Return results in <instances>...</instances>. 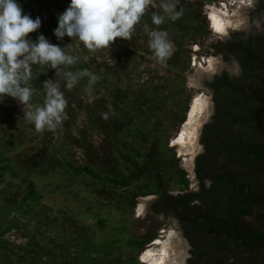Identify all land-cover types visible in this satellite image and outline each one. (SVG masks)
I'll list each match as a JSON object with an SVG mask.
<instances>
[{
    "label": "rangeland",
    "instance_id": "374dc122",
    "mask_svg": "<svg viewBox=\"0 0 264 264\" xmlns=\"http://www.w3.org/2000/svg\"><path fill=\"white\" fill-rule=\"evenodd\" d=\"M18 2L29 6L31 9L29 15L33 19L39 16L42 24L55 22L58 26V16L66 10L70 0H54L52 4L47 0H18ZM233 2L234 0H150L141 20L134 26L129 40L117 38L113 45L90 51L77 39L76 47L72 51L76 57L88 62L90 69L87 70L89 75L79 78L72 89L66 87L65 79L54 77V70H50V66H34L33 79L28 85L33 89V94L28 104L22 106L10 97H6L0 103L1 112L16 116V121L11 127L0 126V144L4 145L24 168L50 170L48 173L40 172L35 178L44 196L43 203L47 206L42 213L45 219L44 226H49L48 229L51 230L45 233V237H40L45 246L50 249L60 240L74 242V239H81L88 246L94 245L96 249L111 250L112 255L93 253L96 257V259L92 258L93 262L116 264L134 257H138L140 261L143 252L150 249L154 241L142 251L129 248L127 242L130 239L148 238L156 231L157 224H163L158 238L166 240L172 233L174 242L182 238L178 220L164 215L155 216L150 208H147L149 204L148 206L145 204V212L142 216L137 213L138 206L133 213L119 211L115 207L116 201L113 199L111 188L99 185V189H94L91 185L86 187L79 179L73 181L66 174L64 163L65 160H72L78 165L89 164L104 172L119 173L122 162L119 151L127 146L123 130L129 126V120L126 114L116 109L117 103L111 94L112 82L125 86L131 84L141 95L158 94L163 103L162 110L156 116L149 114L150 119L145 117L139 120L140 138L147 145L150 156L164 152V147L172 148L171 140L178 136L177 132L181 128L179 119L182 106L190 105L198 95L211 98L203 88H197L191 82L193 77L197 75L203 81L205 77L216 72L217 68L208 70V60L211 57L215 58L218 69L222 64L216 56L202 53L219 37L251 31L254 25L260 26L258 21L256 24H250L248 18L250 15L248 6H253L256 0H252L247 6L240 3L232 6ZM162 4L171 5L173 11L165 12L161 7ZM222 5L228 6L232 16L239 12L243 19L240 20L241 24L236 22L237 28L230 29L225 36L213 35L211 31L198 42L186 39L183 41L185 52L182 53L177 45V40H181L180 36L172 31L169 15L191 11L195 19L209 25L210 31V23L207 21L210 9L222 8ZM153 15L162 16L163 23L154 24ZM151 31L166 33V39L172 45L171 54L163 61L155 56L150 47L148 33ZM50 42L55 44L51 40ZM197 46L201 49L200 55L193 51L195 48L198 50ZM185 58L189 60L187 68L183 65ZM72 66H68L65 70L76 73ZM93 75L97 79L95 83H90ZM41 78L44 81L52 79L64 93L67 101L66 119L55 131L38 132L23 116V111H34L44 104L46 96L44 81L37 82ZM183 86L189 89L188 93H181ZM160 120L162 128H159L158 132L161 134L162 143L153 131L157 128L156 122ZM200 138L198 143L203 149ZM174 150L181 160L180 167L185 169L183 163L186 156L181 157L178 151ZM185 170L191 181L190 187L196 190L198 185L194 174ZM178 192V189L172 190V193ZM100 219L104 220L103 224L99 222ZM19 221L23 222L20 219ZM32 224L34 225L35 221H32ZM32 224H27L25 228L32 229ZM5 238L11 242L16 251H21L17 246L26 244L28 240L25 231H19L17 228L7 233ZM185 249L183 251L189 253L188 246ZM3 255L6 258L5 264H15L16 257L13 258L15 256L13 252L4 251Z\"/></svg>",
    "mask_w": 264,
    "mask_h": 264
},
{
    "label": "trees",
    "instance_id": "16d2710c",
    "mask_svg": "<svg viewBox=\"0 0 264 264\" xmlns=\"http://www.w3.org/2000/svg\"><path fill=\"white\" fill-rule=\"evenodd\" d=\"M47 1L52 4L54 0ZM20 5L26 14L30 13L28 5ZM171 15V28L180 36L177 45L182 53L185 52L184 40L195 42L209 34L208 26L195 19L191 11L179 14L176 20H172ZM56 27L55 22L42 24L37 33L29 35L35 39L44 34L76 58L72 66L76 72L89 70L90 64L72 51L77 39L65 37L64 41H57L53 35ZM261 40L259 42L264 46V36ZM240 45L245 47V41L242 40ZM246 49L251 51V46ZM256 51L258 49L253 52ZM233 53L238 52L233 50ZM241 56L250 57L245 51ZM188 62L185 58L184 67L189 66ZM243 64L247 76H252L253 80L245 79L243 93L236 103L225 111H217L214 121L205 126L201 137L205 150L195 162L197 190L190 187L188 173L180 167L181 160L173 148L164 147V152L150 156L147 145L140 138L139 120L150 119L149 114L156 116L162 110L163 103L158 94L141 95L131 84L125 86L115 82H112L111 94L117 103L116 109L129 120V126L123 130L127 146L119 151L122 161L119 173L65 160L66 174L73 181L79 179L86 187L91 185L99 189V185H104L111 188L115 207L122 212L133 213L139 197L157 196L151 210L156 215L178 220L180 230L191 246L187 264H264V135L258 130L255 119L256 112L264 104V75L255 72L254 68L250 70L246 62ZM223 79L229 80L226 76ZM43 81V78L37 80ZM213 86L217 90L227 88L219 83ZM188 91L186 86L181 89L182 94ZM189 109V105L182 106L180 125L186 122ZM15 121V115L0 111V126L11 127ZM261 122L264 126V114ZM156 123L157 128L153 131L162 143L158 132L162 122ZM45 169L24 168L0 144V264H5L4 251L14 253L15 264H96L93 253L112 255L111 250L96 249L81 239H74V242L60 240L50 249L42 243L40 237H45L51 230L44 226L42 213L47 206L35 178L42 171L50 172ZM173 189L179 192L172 193ZM32 221H35L34 225ZM99 222L103 224L104 220ZM27 224H32V229H26ZM162 227L163 224H157L156 231L146 239H130L128 247L142 251L159 237ZM15 228L25 231L28 238L26 244L17 246L21 251H16L5 238ZM116 264L145 263L134 257Z\"/></svg>",
    "mask_w": 264,
    "mask_h": 264
},
{
    "label": "clouds",
    "instance_id": "9594fccd",
    "mask_svg": "<svg viewBox=\"0 0 264 264\" xmlns=\"http://www.w3.org/2000/svg\"><path fill=\"white\" fill-rule=\"evenodd\" d=\"M150 0H70L66 10L58 16V26L53 30L57 41L65 37L78 39L90 51L108 47L121 38L129 40L134 26L141 20ZM165 12L171 13L169 4H162ZM179 13L170 16L176 20ZM164 18L153 15L152 22L163 23ZM42 27L39 16L26 14L18 0H0V103L6 97L26 106L32 98L33 89L28 85L33 79L34 66H50L54 77L66 80L72 89L79 78L88 76L87 70L76 73L65 69L76 63V58L65 53L60 44H53L44 35L32 39L29 34L37 33ZM150 47L160 60H165L172 50L166 33L151 31ZM96 77L91 76L90 83ZM46 91L44 104L34 111H23L27 122L36 131H55L66 119L67 101L64 93L52 79L43 82ZM23 110V109H22Z\"/></svg>",
    "mask_w": 264,
    "mask_h": 264
},
{
    "label": "flooded vegetation",
    "instance_id": "af4514ba",
    "mask_svg": "<svg viewBox=\"0 0 264 264\" xmlns=\"http://www.w3.org/2000/svg\"><path fill=\"white\" fill-rule=\"evenodd\" d=\"M238 3L247 6V5H250V3H252V0H234L232 6H235ZM248 10L250 11L249 12L250 15H248L249 23L256 24V21H258V24H260L261 27L254 25L251 31L231 33L230 35L224 38L219 37L217 41L211 42L210 45L207 47V50H205L202 53L204 55L212 54L216 56L219 61L222 62L219 69L218 70L216 69V72H213L211 76L205 77V79L202 81L203 90L204 92H207L211 95L210 100L212 102L210 120L207 124L212 123L214 121L215 116L217 115V111L219 110L225 111L229 109L230 107H232L234 103H236L241 93H243V85H244L245 79L248 82H252L253 78L252 76L251 77L247 76L248 71L247 69H245V65L243 64V62L247 63L248 67H250L249 68L250 70H252L251 68H254L256 69L254 70L255 72H263V75H264V46L262 42H259L261 38L264 36V0H256V3L253 6L251 5L248 6ZM207 17L208 16L206 13V19ZM211 31L212 29L210 26L209 33ZM211 33L213 35L215 34L213 31ZM202 38H200V40ZM250 39H252V41H249ZM242 40L245 41V47L243 45H240ZM198 41H195V42H198ZM248 45L251 46V51L246 49V46ZM197 48L198 50H196L195 48L193 51L196 53H199L201 49L199 48V46H197ZM256 49H258V51L253 52ZM233 50H237L239 54L233 53ZM242 51L249 53L250 57H246V56L242 57L241 56ZM224 76H226L229 80L227 79L224 80L223 79ZM214 83H219L222 86H227V88L222 87L221 90L220 89L217 90L213 86ZM204 128L202 129V134L204 132ZM202 134H201V137H202ZM200 141H201V138H200ZM204 150H205V147H204ZM195 179L197 181V185L199 188V181L197 179L196 171H195ZM150 211L152 212L151 207H150ZM153 214L155 216H160V215H156L155 213ZM181 233H182V236L184 237L183 232ZM190 250H189V253H190Z\"/></svg>",
    "mask_w": 264,
    "mask_h": 264
},
{
    "label": "bare ground",
    "instance_id": "6f19581e",
    "mask_svg": "<svg viewBox=\"0 0 264 264\" xmlns=\"http://www.w3.org/2000/svg\"><path fill=\"white\" fill-rule=\"evenodd\" d=\"M222 6V8L213 7L210 9L211 12L209 13L208 21L212 31L216 35L225 36L230 29L237 28L236 22L241 24L240 20L243 19L239 12L237 15L235 14L232 16L228 6ZM208 64V70L218 69V66L216 67L215 58L211 57L208 60ZM210 108L211 102L208 97L203 95L196 96L193 99V103L191 102V110L186 122L180 128V133L171 140V147L178 151L179 156H186L183 167L187 169L189 173L192 172V174H194L195 156L202 150L198 143L199 135L202 125L210 113ZM153 198V196H150V198L139 197L137 199V213L139 216L144 214L145 204L148 206ZM173 238V233L168 235L166 240L157 238L151 244L150 249L148 248L147 251L143 252L140 261L145 264H185V260L188 256V253L183 251L186 250L185 241L183 238H175L176 240L174 239V242ZM156 247H159V249Z\"/></svg>",
    "mask_w": 264,
    "mask_h": 264
},
{
    "label": "water",
    "instance_id": "95a60500",
    "mask_svg": "<svg viewBox=\"0 0 264 264\" xmlns=\"http://www.w3.org/2000/svg\"><path fill=\"white\" fill-rule=\"evenodd\" d=\"M209 76H211V75H209ZM191 82H193L194 85H196L197 88H203V83H202V80L199 78V76L195 75V76L193 77V79H192ZM192 102H193V100H192ZM210 102H211V100H210ZM211 107H212V102H211ZM190 110H191V104H190L189 112H190ZM189 112L187 113V117H188V115H189ZM263 114H264V104L258 109V111L256 112V116H255V119H256V126H257L258 130L264 135V126H263V124H262V122H261V116H262ZM210 115H211V108H210V113H209V115L207 116V118L205 119L204 124L202 125L200 135L202 134V129L204 128V126L209 122V120H210ZM208 117H209V118H208ZM181 126H183V124H182ZM180 131H181V129L178 130L177 134H179ZM200 135H199V138H200ZM170 146H171V145H170ZM202 148H203V149H202V152H199V153L195 156V159H194V175H195V165H196L195 160H196V157H197L200 153H203L204 147L202 146ZM156 199H157V196L154 197V198L152 199L153 201H152V200L150 201L148 208L151 207V205L153 204V202H154ZM182 238L184 239V241H185L184 243L186 244V246H188V249L190 250L191 247H190L188 241H187L183 236H182ZM187 253H188V251H187ZM189 257H190V253H188V256H187V258H186L185 264H186L187 259H188Z\"/></svg>",
    "mask_w": 264,
    "mask_h": 264
}]
</instances>
